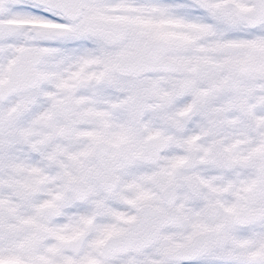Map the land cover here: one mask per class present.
Segmentation results:
<instances>
[{
    "label": "snow or ice",
    "instance_id": "snow-or-ice-1",
    "mask_svg": "<svg viewBox=\"0 0 264 264\" xmlns=\"http://www.w3.org/2000/svg\"><path fill=\"white\" fill-rule=\"evenodd\" d=\"M0 264H264V0H0Z\"/></svg>",
    "mask_w": 264,
    "mask_h": 264
}]
</instances>
